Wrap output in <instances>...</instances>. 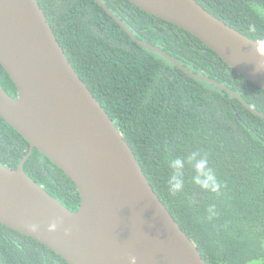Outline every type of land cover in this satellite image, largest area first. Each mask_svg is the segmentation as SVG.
<instances>
[{
    "label": "trees",
    "instance_id": "1",
    "mask_svg": "<svg viewBox=\"0 0 264 264\" xmlns=\"http://www.w3.org/2000/svg\"><path fill=\"white\" fill-rule=\"evenodd\" d=\"M101 1L136 39L159 48L192 74L225 86L264 114V91L198 38L127 0ZM195 1L248 39L264 44V0ZM37 2L72 67L206 264H264V120L233 95L190 78L163 56L140 47L94 0ZM0 84L15 98L17 89L1 65ZM29 148L0 118V165L16 170ZM205 156L204 172L213 170L218 192L196 182L207 179L197 169ZM24 172L68 210L78 211L76 186L40 152L34 150ZM169 180L181 182L175 196L169 193ZM0 264L67 263L0 224Z\"/></svg>",
    "mask_w": 264,
    "mask_h": 264
},
{
    "label": "water",
    "instance_id": "2",
    "mask_svg": "<svg viewBox=\"0 0 264 264\" xmlns=\"http://www.w3.org/2000/svg\"><path fill=\"white\" fill-rule=\"evenodd\" d=\"M140 47L192 79L159 48L139 41L101 0H94ZM198 38L239 76L264 91V44L220 21L195 0H127ZM0 65L17 89L0 84V118L29 143L16 170L0 165V224L32 238L67 264H206L153 190L130 146L69 62L37 0H0ZM34 150L76 186L71 212L25 172ZM55 225V228L52 226Z\"/></svg>",
    "mask_w": 264,
    "mask_h": 264
},
{
    "label": "clouds",
    "instance_id": "3",
    "mask_svg": "<svg viewBox=\"0 0 264 264\" xmlns=\"http://www.w3.org/2000/svg\"><path fill=\"white\" fill-rule=\"evenodd\" d=\"M254 30V28L252 29ZM178 164L179 161H176ZM208 165V159L205 156V158L197 165V169L202 172V174L207 176L206 180L200 181L197 180L196 182L201 184L205 189H209L212 192H218L220 189V184L217 182L215 178V174L213 173V170L208 167L207 172H204L205 166ZM174 179V177H173ZM169 186V193L172 196H175L178 192L181 191V182L173 183L172 180L168 181ZM209 212H212V209H209ZM55 228V225L52 226ZM135 257H130V260L132 261V264H135Z\"/></svg>",
    "mask_w": 264,
    "mask_h": 264
},
{
    "label": "rangeland",
    "instance_id": "4",
    "mask_svg": "<svg viewBox=\"0 0 264 264\" xmlns=\"http://www.w3.org/2000/svg\"><path fill=\"white\" fill-rule=\"evenodd\" d=\"M254 264H262V263H254Z\"/></svg>",
    "mask_w": 264,
    "mask_h": 264
},
{
    "label": "flooded vegetation",
    "instance_id": "5",
    "mask_svg": "<svg viewBox=\"0 0 264 264\" xmlns=\"http://www.w3.org/2000/svg\"><path fill=\"white\" fill-rule=\"evenodd\" d=\"M15 98H17V94L15 95Z\"/></svg>",
    "mask_w": 264,
    "mask_h": 264
}]
</instances>
